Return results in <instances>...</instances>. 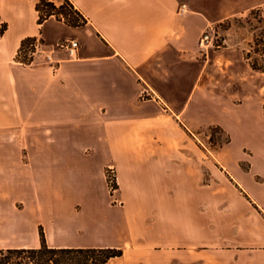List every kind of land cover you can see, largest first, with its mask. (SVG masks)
Listing matches in <instances>:
<instances>
[{"label": "crops", "instance_id": "obj_1", "mask_svg": "<svg viewBox=\"0 0 264 264\" xmlns=\"http://www.w3.org/2000/svg\"><path fill=\"white\" fill-rule=\"evenodd\" d=\"M37 1L0 0V201L35 197L50 245L136 247L144 262L164 247L214 264V229L264 227V72L235 47L197 48L207 24L264 0H70L78 26L38 23ZM25 37L51 62L18 61ZM210 125L228 135L214 151L199 139ZM214 158L229 193H213ZM232 241L220 264L259 263L263 239Z\"/></svg>", "mask_w": 264, "mask_h": 264}, {"label": "rangeland", "instance_id": "obj_2", "mask_svg": "<svg viewBox=\"0 0 264 264\" xmlns=\"http://www.w3.org/2000/svg\"><path fill=\"white\" fill-rule=\"evenodd\" d=\"M53 1L56 5H59L61 2V0ZM207 27H211L212 31H215V35L218 37L217 40L220 46L215 49H220L225 46L235 47L241 50L243 56L248 55L249 61L257 59L260 64H264V5L247 10L242 14H237L227 19L207 24L203 30ZM38 57L39 56L36 55L35 60ZM24 62H29V60ZM142 95L147 96V93L144 91ZM215 126L216 125H210L202 129L199 135L200 142L212 151L227 142L226 139L228 136L223 130ZM213 162V193H229L232 180H228L224 173L220 171L215 158ZM108 169L109 167L105 169L106 187L112 202L118 203L119 201L115 194L117 188L116 174L112 168V172ZM110 174L113 178L112 181L109 179ZM215 195L216 194H214V196ZM29 201H35V197L30 196L28 193H15L11 199L6 198L4 201H0V247L32 246L35 242L34 237H39V227H41L42 230L43 227L37 224L39 213L35 212V209L38 211V208L29 206ZM261 216L264 218V214ZM59 230L60 229H58V231ZM250 235L251 237L264 240V227L254 232L214 229V242L222 243L226 241L224 245H214L212 250H208V253L213 254L214 264H220V260L222 261L223 258H225L222 255L235 252V249L230 244L234 242L232 239L238 241L241 238L250 237ZM115 247L121 248L122 254L110 259L109 264H162V260L159 258L162 257V255H171V257L168 258L169 260L165 258L163 264H178L174 262L172 258L173 253L177 252L174 248H155V250L152 252L150 251V253L156 254V257H154L152 261L144 262L140 261V248L125 247L128 249L127 250L121 246ZM256 251H258V259H260L258 264H263L264 245L259 246ZM197 264L202 263L197 262Z\"/></svg>", "mask_w": 264, "mask_h": 264}, {"label": "trees", "instance_id": "obj_3", "mask_svg": "<svg viewBox=\"0 0 264 264\" xmlns=\"http://www.w3.org/2000/svg\"><path fill=\"white\" fill-rule=\"evenodd\" d=\"M35 7L38 23L49 16H54L71 26L85 22L70 0H61L59 5L53 0H38ZM34 40L35 37L22 39L18 51ZM244 58L253 70L264 72V64H260L257 59L249 61L248 55H244ZM215 127L222 130L219 126ZM38 232L39 244L36 246L0 247V264H109L110 259L122 254V249L115 246L50 245L45 241L41 227Z\"/></svg>", "mask_w": 264, "mask_h": 264}, {"label": "built area", "instance_id": "obj_4", "mask_svg": "<svg viewBox=\"0 0 264 264\" xmlns=\"http://www.w3.org/2000/svg\"><path fill=\"white\" fill-rule=\"evenodd\" d=\"M185 11V4L181 3L180 5H178V8L176 10L178 14H183ZM2 27L3 26L0 23V31L2 30ZM215 34V31H212L211 27H207L202 31V33L197 39V48L200 53L206 55L211 49H215L220 46L217 40L218 37ZM76 47L77 41L73 39H65L59 41L55 45V48L64 49L70 56L75 54ZM36 55L39 57L42 56L44 62H51L52 60L49 52L44 49L43 43L39 38H35L33 43L22 47L17 54L18 61L20 62L28 60L29 62H33L35 60ZM108 170H110L111 172L113 171L111 168H109ZM109 179L110 181L113 180L111 174Z\"/></svg>", "mask_w": 264, "mask_h": 264}]
</instances>
